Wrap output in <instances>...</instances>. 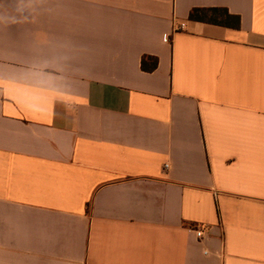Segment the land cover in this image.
<instances>
[{
	"label": "crops",
	"instance_id": "obj_1",
	"mask_svg": "<svg viewBox=\"0 0 264 264\" xmlns=\"http://www.w3.org/2000/svg\"><path fill=\"white\" fill-rule=\"evenodd\" d=\"M0 264H264V0H0Z\"/></svg>",
	"mask_w": 264,
	"mask_h": 264
},
{
	"label": "trees",
	"instance_id": "obj_2",
	"mask_svg": "<svg viewBox=\"0 0 264 264\" xmlns=\"http://www.w3.org/2000/svg\"><path fill=\"white\" fill-rule=\"evenodd\" d=\"M190 18L222 26L240 27V17L232 15L227 8H196L190 12ZM148 60H151V65ZM157 64L158 60L156 58L143 57L142 59V68L145 71L155 70Z\"/></svg>",
	"mask_w": 264,
	"mask_h": 264
},
{
	"label": "built area",
	"instance_id": "obj_3",
	"mask_svg": "<svg viewBox=\"0 0 264 264\" xmlns=\"http://www.w3.org/2000/svg\"><path fill=\"white\" fill-rule=\"evenodd\" d=\"M166 167H167V165H166ZM194 230H195L198 238H203L204 237L205 231H204L203 228L196 227V228H194Z\"/></svg>",
	"mask_w": 264,
	"mask_h": 264
}]
</instances>
